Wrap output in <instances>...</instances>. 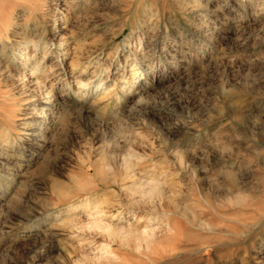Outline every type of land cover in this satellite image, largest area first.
Instances as JSON below:
<instances>
[{"label":"rangeland","instance_id":"374dc122","mask_svg":"<svg viewBox=\"0 0 264 264\" xmlns=\"http://www.w3.org/2000/svg\"><path fill=\"white\" fill-rule=\"evenodd\" d=\"M0 264H264V0H0Z\"/></svg>","mask_w":264,"mask_h":264}]
</instances>
